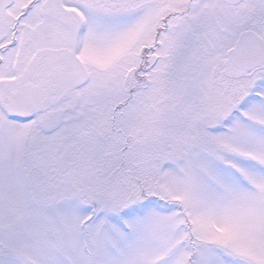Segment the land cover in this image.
<instances>
[{"label":"snow or ice","instance_id":"obj_1","mask_svg":"<svg viewBox=\"0 0 264 264\" xmlns=\"http://www.w3.org/2000/svg\"><path fill=\"white\" fill-rule=\"evenodd\" d=\"M0 264H264V0H0Z\"/></svg>","mask_w":264,"mask_h":264}]
</instances>
